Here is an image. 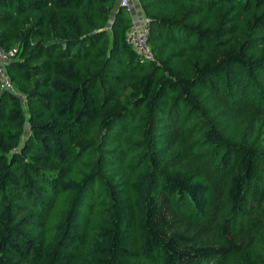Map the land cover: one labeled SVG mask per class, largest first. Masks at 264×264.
<instances>
[{
    "label": "trees",
    "instance_id": "obj_1",
    "mask_svg": "<svg viewBox=\"0 0 264 264\" xmlns=\"http://www.w3.org/2000/svg\"><path fill=\"white\" fill-rule=\"evenodd\" d=\"M137 2L0 0V264H264V0Z\"/></svg>",
    "mask_w": 264,
    "mask_h": 264
},
{
    "label": "built area",
    "instance_id": "obj_2",
    "mask_svg": "<svg viewBox=\"0 0 264 264\" xmlns=\"http://www.w3.org/2000/svg\"><path fill=\"white\" fill-rule=\"evenodd\" d=\"M132 1L133 0H120L119 2L120 6H122L129 15L131 10L130 3ZM150 23L151 18L140 13L137 18L131 20V25L126 33L127 43L139 57L146 61L154 60L152 51L147 43V34ZM15 51V48L4 50L0 46V87L3 89H13L10 79L6 75L5 67L9 60L14 56Z\"/></svg>",
    "mask_w": 264,
    "mask_h": 264
},
{
    "label": "crops",
    "instance_id": "obj_3",
    "mask_svg": "<svg viewBox=\"0 0 264 264\" xmlns=\"http://www.w3.org/2000/svg\"><path fill=\"white\" fill-rule=\"evenodd\" d=\"M119 2H120V0H115L114 11H116L117 8L120 6ZM130 8H131V10H130L129 17L131 20L137 18L140 15V13H142L137 0H133L130 3ZM114 11H112L111 17H113Z\"/></svg>",
    "mask_w": 264,
    "mask_h": 264
},
{
    "label": "rangeland",
    "instance_id": "obj_4",
    "mask_svg": "<svg viewBox=\"0 0 264 264\" xmlns=\"http://www.w3.org/2000/svg\"><path fill=\"white\" fill-rule=\"evenodd\" d=\"M226 264H241V261L238 258H237V261H235V257L231 256L228 262H226Z\"/></svg>",
    "mask_w": 264,
    "mask_h": 264
}]
</instances>
